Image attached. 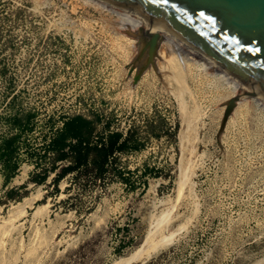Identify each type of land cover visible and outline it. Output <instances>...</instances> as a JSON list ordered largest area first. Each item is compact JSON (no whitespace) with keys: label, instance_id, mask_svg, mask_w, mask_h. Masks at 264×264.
Returning a JSON list of instances; mask_svg holds the SVG:
<instances>
[{"label":"rangeland","instance_id":"1","mask_svg":"<svg viewBox=\"0 0 264 264\" xmlns=\"http://www.w3.org/2000/svg\"><path fill=\"white\" fill-rule=\"evenodd\" d=\"M134 33L89 0H0V143L31 119L17 179L0 159V264H264V107L226 119L235 88L178 53L149 65ZM73 117L127 139L102 177L48 149Z\"/></svg>","mask_w":264,"mask_h":264},{"label":"water","instance_id":"2","mask_svg":"<svg viewBox=\"0 0 264 264\" xmlns=\"http://www.w3.org/2000/svg\"><path fill=\"white\" fill-rule=\"evenodd\" d=\"M178 36L245 82L226 119L245 96L264 99V0H104ZM152 56L160 32L141 29ZM152 58L149 57L150 65Z\"/></svg>","mask_w":264,"mask_h":264},{"label":"trees","instance_id":"3","mask_svg":"<svg viewBox=\"0 0 264 264\" xmlns=\"http://www.w3.org/2000/svg\"><path fill=\"white\" fill-rule=\"evenodd\" d=\"M30 124V118L23 122L22 117H15L11 125L18 132L5 137L0 143V159L3 161V175L7 184L14 178L18 170L17 164L13 161L20 150V140ZM95 130L96 126L93 121L85 118L73 117L65 122L62 131L48 145V149L55 153V160H71L69 161L70 166L63 168L62 172L67 173L68 170L81 168L82 163L93 153L90 164L92 163L95 168H98L99 176L102 177L103 172L109 166L110 157L116 151H122L127 147V139H123L119 133L111 134L107 141L98 138L99 142L96 141V143L92 144L96 136ZM55 169V173L58 175V168ZM62 174H59V177ZM48 178L49 174L36 175L33 180L37 184H45Z\"/></svg>","mask_w":264,"mask_h":264},{"label":"bare ground","instance_id":"4","mask_svg":"<svg viewBox=\"0 0 264 264\" xmlns=\"http://www.w3.org/2000/svg\"><path fill=\"white\" fill-rule=\"evenodd\" d=\"M91 2L94 3H99L102 7L109 9L111 12L118 14L122 21L126 24V25H131L134 28V35L135 38L138 39L139 41V46H141L142 48L146 49L147 51H149L150 55L152 56L149 47L146 43V41L143 39V35L141 33V29L145 28L147 29L149 32H160L162 35V42L161 45L159 47V51L157 53L156 56H152V62L154 65L158 64V56L160 55H165V58L168 60H171L173 58V55L175 53H178L179 55L183 56V58H188L190 59L189 61L191 62V60L195 61L196 63H198L199 65H201L202 67L206 68L207 70H209L210 72H212L215 76H217V78L225 81L231 88H235L238 91V95L244 92H250L245 84V82H243L241 79H239L237 76H235L234 74L230 73L229 71H227L224 67H222L221 65L217 64L213 59H211L210 57L206 56L205 54L199 52L195 47H193L190 43H188L187 41H185L184 39L175 36L169 32L166 31H162L160 29H158L157 27H155L152 23L136 16L133 15L125 10H123L122 8L115 6L113 4H110L104 0H89ZM176 55V54H175ZM145 56V55H144ZM177 56V55H176ZM142 58V57H141ZM177 58V57H176ZM143 59V58H142ZM198 67V66H197ZM203 68V69H204ZM195 69V68H194ZM197 76V75H196ZM195 77V76H194ZM217 86V85H216ZM222 86V84H221ZM224 87V86H223ZM250 94V93H249ZM243 99L245 100H255L256 104L262 105L264 107V99L260 98V97H256V96H245L243 97ZM27 166L23 165L21 167V174H26L27 172ZM29 173V172H28ZM17 179L14 178L13 180ZM24 179V178H23ZM22 179V180H23ZM27 179V178H26ZM18 181V180H17ZM19 183V182H18ZM14 184V183H13ZM17 185V184H16ZM39 189V188H38ZM37 189V190H38ZM41 189V188H40ZM42 190V189H41ZM40 190V191H41ZM42 192V191H41ZM39 193V192H37ZM43 193V192H42ZM37 195V194H35ZM39 195V194H38ZM37 195V196H38ZM34 195L31 196H27L23 199L22 202H17L18 205H16L17 207H24L22 210L25 209V207H32L35 205L36 203V198ZM40 196V195H39ZM41 198V197H39ZM42 205H38V208H42ZM46 207V206H45ZM13 208V206H12ZM37 208V207H36ZM13 210V209H12ZM20 210V209H19ZM17 210V211H19ZM21 211V210H20ZM25 211V210H24ZM27 211V210H26ZM14 212V211H13ZM19 213V212H18ZM23 213V211L21 212ZM20 213V215H21ZM10 214V213H9ZM17 214V213H16ZM15 214V215H16ZM25 214V212H24ZM22 214V215H24ZM13 216V215H10ZM18 216V215H17ZM22 216H20L21 218ZM12 218V217H11ZM14 219L17 217H13Z\"/></svg>","mask_w":264,"mask_h":264},{"label":"snow or ice","instance_id":"5","mask_svg":"<svg viewBox=\"0 0 264 264\" xmlns=\"http://www.w3.org/2000/svg\"><path fill=\"white\" fill-rule=\"evenodd\" d=\"M165 2H167V0H165Z\"/></svg>","mask_w":264,"mask_h":264}]
</instances>
